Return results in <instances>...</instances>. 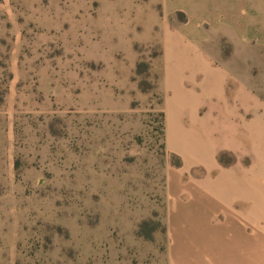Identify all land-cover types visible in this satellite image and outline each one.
Here are the masks:
<instances>
[{
    "label": "rangeland",
    "instance_id": "rangeland-1",
    "mask_svg": "<svg viewBox=\"0 0 264 264\" xmlns=\"http://www.w3.org/2000/svg\"><path fill=\"white\" fill-rule=\"evenodd\" d=\"M255 1L0 0V264L215 256L225 229L176 155L201 161L213 129L177 108L212 102L182 83L208 59L204 83L264 96Z\"/></svg>",
    "mask_w": 264,
    "mask_h": 264
},
{
    "label": "crops",
    "instance_id": "crops-1",
    "mask_svg": "<svg viewBox=\"0 0 264 264\" xmlns=\"http://www.w3.org/2000/svg\"><path fill=\"white\" fill-rule=\"evenodd\" d=\"M246 5L256 21L263 23L264 4L255 1ZM247 42L244 39L243 46ZM258 43L264 47V38H259ZM256 61L264 63L262 56H257ZM200 64L183 70L184 75L191 76L187 75L182 83L212 102L206 105L197 99L181 104L177 123L182 126L192 122L193 126L213 129L208 134L214 137L215 146L201 161L177 151L181 159L177 170L182 176L199 170L191 180L192 197L210 214L207 222L223 227L226 234L215 256L201 246L206 259L198 264L221 260L224 264H264V96L238 81L232 90L224 87V78L213 85L209 80L204 83L203 75L213 70L214 62L208 59ZM226 153L234 157V162L220 164L218 156Z\"/></svg>",
    "mask_w": 264,
    "mask_h": 264
},
{
    "label": "trees",
    "instance_id": "trees-1",
    "mask_svg": "<svg viewBox=\"0 0 264 264\" xmlns=\"http://www.w3.org/2000/svg\"><path fill=\"white\" fill-rule=\"evenodd\" d=\"M226 157H229V160L226 161L225 160ZM218 161H219L220 164L226 165V164H230V163L234 162V157L232 155H230V154H227V153L226 154H220L218 156ZM180 166H181V162H180V165L177 168H179Z\"/></svg>",
    "mask_w": 264,
    "mask_h": 264
}]
</instances>
